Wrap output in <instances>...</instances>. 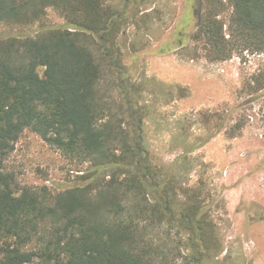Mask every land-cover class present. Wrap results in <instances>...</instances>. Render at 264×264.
Masks as SVG:
<instances>
[{
    "label": "trees",
    "instance_id": "obj_1",
    "mask_svg": "<svg viewBox=\"0 0 264 264\" xmlns=\"http://www.w3.org/2000/svg\"><path fill=\"white\" fill-rule=\"evenodd\" d=\"M204 3L193 38L203 40L212 60L234 51L264 54V0ZM49 8L65 26L42 24ZM227 8L225 31L219 14ZM138 14L120 13L103 0H0V24H39L34 32L0 34V264H153L142 246L143 222L186 236L195 264L214 244L211 205L200 201V191L182 189L178 199L175 172L184 158L154 171L136 146L103 122L96 102L101 71L89 48L94 38L87 39L96 36L104 51L112 50L121 25L136 23ZM241 92L244 103L262 98L264 71ZM243 124L236 121L235 131ZM25 130L66 157L90 161L94 172L122 166L124 177L99 183L89 175L87 184L57 193L18 187L4 162ZM119 139L120 159H130V169L111 147Z\"/></svg>",
    "mask_w": 264,
    "mask_h": 264
},
{
    "label": "rangeland",
    "instance_id": "obj_2",
    "mask_svg": "<svg viewBox=\"0 0 264 264\" xmlns=\"http://www.w3.org/2000/svg\"><path fill=\"white\" fill-rule=\"evenodd\" d=\"M103 1L120 13H139L136 23L121 25L112 50L104 51L96 36L85 37L94 38L89 48L101 71L95 97L103 122L136 146L154 171L184 158L175 172L178 199L182 189L200 191L215 230L199 264H264V96L244 103L247 93L241 92L264 71V54L234 51L229 59L212 60L203 40L193 38L204 0H144L132 8L133 0ZM229 17L230 8L219 14L225 31ZM42 24L66 21L49 8ZM38 25L0 24V34L34 32ZM236 121L244 122L239 131ZM119 142L111 147L127 165ZM4 167L18 187L53 193L85 185L89 175L99 183L124 177L122 166L94 172L90 161L66 157L30 130L20 135ZM143 225L142 246L153 264H195L186 236Z\"/></svg>",
    "mask_w": 264,
    "mask_h": 264
}]
</instances>
